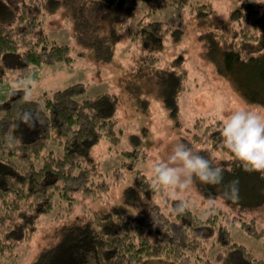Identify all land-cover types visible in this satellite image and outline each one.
<instances>
[{
  "label": "trees",
  "instance_id": "obj_1",
  "mask_svg": "<svg viewBox=\"0 0 264 264\" xmlns=\"http://www.w3.org/2000/svg\"><path fill=\"white\" fill-rule=\"evenodd\" d=\"M138 2L146 4V11L133 23L134 27L126 28V33L145 48V63L150 65L157 64L155 52L162 42L166 38L180 40L183 30L180 25L148 21L146 16L164 7L185 6H191L199 18L212 13L209 2L193 0H0V62L13 57L20 73L25 75L40 65L72 61L70 46L34 33L42 21L39 11L49 17L61 14L72 21L77 41L90 47L97 60L108 61L125 24L136 19ZM199 38L206 60L228 80L235 67L260 63L264 59V0H239L230 13L229 25L206 30ZM77 53L84 55L83 51ZM182 59L181 55L176 56L164 68L145 73L173 117L177 115L179 96L185 90L186 74L179 68ZM84 93V84L76 83L28 102L23 92L14 94L12 90L0 102V258L17 256L10 251L20 241L28 240L36 231L40 216L51 213L56 202L66 201L69 210L76 192L87 194L107 189L104 180L94 181L99 172L89 162V155L101 139L113 145L119 143V131L115 129L118 98L101 93L81 99ZM135 98L139 107L146 106L145 98ZM26 110L35 111L43 125L33 130L21 124L15 134L23 135L22 143L5 151L3 146L11 126L18 113ZM176 124L182 126L180 122ZM221 127L220 121L197 119L184 130L186 136L181 142L224 169L221 184L196 180L194 186L204 200L221 198L232 212L239 214L227 215L219 208L204 220L190 208L176 214L172 211L175 201L168 197L164 206L150 204L141 212H130L117 205L109 212L93 213L88 220L60 226L53 241L32 264H147L151 260L191 264L193 257H199L201 264H264V260L234 243L228 230L229 224L239 222L247 235L264 236V226L256 228V217L264 216V173L245 171L242 162L223 146ZM217 149L227 157L219 158L214 153ZM123 153L135 161L146 158V153L138 149ZM127 164L121 163L115 174L120 175V167ZM234 179L239 180V199L226 200V185ZM152 193L150 179L137 171L134 186L124 190V199L136 205ZM247 210L258 215L246 220L242 212ZM207 228L214 230V243L221 249L212 257L202 258L198 251L203 250L201 235Z\"/></svg>",
  "mask_w": 264,
  "mask_h": 264
},
{
  "label": "rangeland",
  "instance_id": "obj_2",
  "mask_svg": "<svg viewBox=\"0 0 264 264\" xmlns=\"http://www.w3.org/2000/svg\"><path fill=\"white\" fill-rule=\"evenodd\" d=\"M194 1L209 2L212 13L205 18H199L191 10V6H185L179 9L164 7L146 16L148 21H160L169 26L180 25L183 30L180 40L166 38L162 42L155 52L158 57L156 65L145 63V48L132 41L126 33V28L134 27L133 23L146 11V4L143 2H138L136 19L128 21L121 30L113 57L108 61L97 60L90 47H84L77 41L72 21L61 14L49 17L47 13L41 14L39 11L38 16L42 21L34 33L45 36L51 42L70 46L72 61L68 64L37 66L30 73L36 82L30 100H40L54 91L76 83L85 86L81 99L101 93L115 94L118 98L115 129L119 131V143L113 145L101 139L90 151L89 162L99 172L93 179L95 182L104 180L107 189H96L87 194L76 192L69 210L67 207L70 206L66 201L56 202L51 213L40 216L36 222V231L28 240L20 241L10 251L17 256L1 257L0 264H32L42 249L53 241L60 226L88 220L95 212H109L117 205L124 206L130 212H141L150 204L164 206L165 197L171 199L167 190L154 189V193L142 198L136 205L124 199V190L134 186L137 171L144 173L152 182L151 165L157 160L166 159L171 146L182 141V137L186 136L184 130L191 128L197 119L221 122L223 115L244 105L264 110V59L258 64L235 67L231 79L228 80L206 60L199 38L200 33L206 30L229 25L230 13L237 8L239 0ZM78 51H83L84 55H78ZM179 55L183 57L180 72L186 74L185 90L179 96L177 115L173 117L156 92L153 80L147 78L145 73L164 68L166 63L169 64ZM12 58L0 62V102L7 99L13 90V81L29 76L20 73L17 61ZM137 95L146 99V106L139 107L135 98ZM176 122H180L182 126H178ZM136 149L145 152L146 158L135 161L132 156L126 157L123 153ZM58 152L61 153L60 148ZM214 153L221 159L227 157L219 149ZM121 163L128 164L120 167V175L115 174ZM184 195L190 200V209L201 219H206L208 216L203 211L206 200L198 189L193 186ZM216 200L219 203L218 208L225 214H239L238 211L232 212L221 198ZM253 215L257 216L258 213L251 210L242 212L246 220ZM203 225L207 226L206 223ZM263 226L264 216L256 217V228ZM208 229L202 230L203 250L198 251L202 258L212 257L221 249L214 243V230L210 232ZM228 230L234 243L243 246L255 258L264 260V236L254 238L247 235L240 228L239 222L229 224ZM147 264L169 263L151 260ZM191 264H201V260L193 257Z\"/></svg>",
  "mask_w": 264,
  "mask_h": 264
},
{
  "label": "clouds",
  "instance_id": "obj_3",
  "mask_svg": "<svg viewBox=\"0 0 264 264\" xmlns=\"http://www.w3.org/2000/svg\"><path fill=\"white\" fill-rule=\"evenodd\" d=\"M35 80L31 75L12 82L13 93L23 92L26 102L30 100ZM38 114L32 110L19 112L12 131L5 138L4 150L10 151L23 141V135L15 134L25 125L35 129L43 125ZM220 134L223 146L242 162L245 171L264 173V110L251 106H241L221 117ZM152 187L156 190H167L170 198L175 201L172 211L183 214L190 208V200L184 195L194 186L196 180L204 184H221L224 169L214 166L212 161L194 151L183 142L171 146L166 159L157 160L151 165ZM223 196L226 200L239 199V180L230 181ZM219 203L214 197H208L204 204L205 216H211L218 209Z\"/></svg>",
  "mask_w": 264,
  "mask_h": 264
}]
</instances>
